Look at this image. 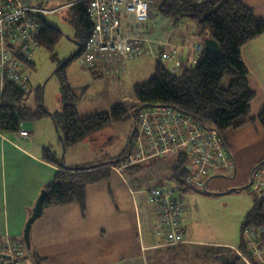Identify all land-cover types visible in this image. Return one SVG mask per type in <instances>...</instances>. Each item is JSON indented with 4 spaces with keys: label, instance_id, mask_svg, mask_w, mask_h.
Segmentation results:
<instances>
[{
    "label": "trees",
    "instance_id": "trees-1",
    "mask_svg": "<svg viewBox=\"0 0 264 264\" xmlns=\"http://www.w3.org/2000/svg\"><path fill=\"white\" fill-rule=\"evenodd\" d=\"M85 5L86 3L83 2L74 4L71 8L74 22H76V38L80 45L74 56L79 57L89 45L93 34L92 22L88 17ZM160 6L159 13L163 17L174 22L192 18L199 28L208 29L212 37L218 40L220 51L211 53L204 49L195 65L185 66L179 73H175L174 69H170L159 57L156 60L153 77L145 83H137L134 86L137 104L128 107L124 102L118 103L110 110L101 111L86 118L79 114L78 102L81 96L73 90L68 80L66 66L70 60H66L55 71L62 83L63 109L51 112L43 105L25 106L22 102L28 96V87L7 83L4 96L0 99V131L5 134H16L19 133L25 122L41 120L46 115H51L62 134L66 149L68 146L77 145L89 138L93 139V135L97 131L109 126L112 122L131 120L133 130L130 147L132 149L138 111L141 108L157 105H171L204 122L206 121L218 129L229 148V143L226 141L228 129L240 128V126L257 119L264 126V110L257 116L252 113L251 102L256 95L249 84L250 72L243 61L241 49L248 41L258 38L264 33V19L255 13L254 8L242 0H163ZM42 23L39 46L53 48L62 38V30L48 23L45 17H43ZM27 65L33 66V60H29ZM130 150L117 158H105L102 162L79 167L65 166V169L57 172L51 182L45 184L43 190L46 189L47 194L43 208L81 203L86 209L88 187L91 184L110 179L114 172V166L120 165ZM166 155L170 157L167 168L171 170V178L179 182L187 181L189 170L185 167L188 162L185 153ZM162 157L160 156V158ZM44 158L49 162L64 165L57 157L56 152L49 147L44 148ZM144 163L146 162L126 168L125 173L128 170L140 171ZM263 166L264 160L255 166L253 172L255 173L258 168ZM210 179L212 177L207 178L206 187L207 181ZM254 181L245 187L250 189ZM252 228L264 229V197L258 195H255V204L248 211L243 222V237L240 245L233 247L211 244L203 246L208 248L205 257L219 261L224 260V264H238L239 259H243L247 264H264V252L261 255L257 254L246 234V230ZM262 237L264 238V235ZM5 240L0 239V261L5 253L2 249ZM11 240L22 244L25 248L22 255L16 256L22 264H25L28 259L31 264L42 263L43 257L33 246L28 248L25 238L20 240L12 238ZM187 244L190 243L187 242ZM187 244L166 245L160 249L161 254L157 255L160 257L157 258V261L159 264H163L162 254L165 252L175 253L179 248H185ZM260 246L264 247V242ZM152 257L153 254L150 255L149 262ZM167 260V264H171L170 257Z\"/></svg>",
    "mask_w": 264,
    "mask_h": 264
},
{
    "label": "crops",
    "instance_id": "crops-1",
    "mask_svg": "<svg viewBox=\"0 0 264 264\" xmlns=\"http://www.w3.org/2000/svg\"><path fill=\"white\" fill-rule=\"evenodd\" d=\"M242 1L264 19V0ZM145 36L149 39L150 51L147 53L153 58H162L168 44L173 57L167 64L175 73L176 66L182 71L185 66L195 65L202 54L196 50V46L203 45L205 49L207 38H214L208 29L200 30L196 21L186 22L182 19L177 22L169 19L160 24L156 35L153 36L150 31L149 36ZM241 49L243 61L250 72L249 84L256 95L251 102L252 113L257 116L264 110V33L248 41ZM47 116H50L46 122L47 132L52 139L43 136L45 131L41 127L44 122L37 123L38 120L23 124V127L30 129L28 136L21 135L20 131L16 134L0 131L2 240L7 237L17 240L24 238L27 220L39 195L59 170L65 169V166L88 165V162H82L85 161L82 158L76 160L75 156L70 157V162L67 161L68 150L60 147L52 150L54 139L58 137L63 142V138L53 116ZM226 141L234 154L233 174L210 179L212 184L222 183L227 187L239 188L253 182L255 173L262 167L255 173L253 170L264 160V126L261 121L257 119L240 128L228 129ZM46 147L56 152L58 158L65 153L61 159L64 165L46 160ZM113 171L110 179L88 187L86 209L81 203L43 208V214L35 220L31 231V244L43 257L41 264H151L150 255L161 254L160 249L167 244L160 230L159 219L145 204L142 195L139 194L136 201L132 193L134 189L145 186L130 182L126 173ZM250 190L257 195L252 187ZM187 208L185 203V210ZM186 220L187 214L184 224L192 240L189 243L219 245L215 241L196 237ZM25 264H31V261L28 259Z\"/></svg>",
    "mask_w": 264,
    "mask_h": 264
},
{
    "label": "built area",
    "instance_id": "built-area-1",
    "mask_svg": "<svg viewBox=\"0 0 264 264\" xmlns=\"http://www.w3.org/2000/svg\"><path fill=\"white\" fill-rule=\"evenodd\" d=\"M85 2L92 22V37L80 59L83 63L98 67L116 79L127 70L133 58L149 52V39L132 27V18L142 23L153 16L155 0H72L69 5ZM49 13L40 0H0V99L7 83L29 86L25 74L27 63L39 48L42 19ZM132 17V18H131ZM146 24V23H145ZM199 53L203 45L196 47ZM173 53L166 44L162 59L171 60ZM136 117L132 149L114 170L125 174V169L166 154L188 158L186 180L206 187L207 178L226 174L234 167V155L217 128L174 106L157 105L141 108ZM30 129L22 127L20 134L28 136ZM252 188L264 197V166L254 175ZM137 201L140 194L151 212L158 217L165 244L191 242L185 226L183 192L164 181L148 188L132 191ZM263 230L247 229L246 234L254 251L261 255L264 247ZM4 254L0 264H22L16 257L25 248L7 237L2 244Z\"/></svg>",
    "mask_w": 264,
    "mask_h": 264
},
{
    "label": "rangeland",
    "instance_id": "rangeland-1",
    "mask_svg": "<svg viewBox=\"0 0 264 264\" xmlns=\"http://www.w3.org/2000/svg\"><path fill=\"white\" fill-rule=\"evenodd\" d=\"M40 1H43L49 11L45 14V19L48 23L62 30L63 36L53 48L48 49L45 46H39L35 50L32 56L34 65H28L25 68V74L29 78V86L28 96L22 104L28 107L43 105L51 112L61 111L64 107L61 92L62 83L55 71L66 60H70L66 66L68 80L73 90L81 96L78 102V111L82 117L86 118L101 111L110 110L122 102L128 107L137 104L134 86L137 83H145L153 77L157 59L153 58L150 53H144L142 56L133 58L126 65L127 70L121 79H116L111 74L108 75L100 65L91 67L83 63L79 56H74L80 45L76 38V22L73 19L72 5H69V0ZM162 2L163 0H155L152 5L153 16L146 22L139 23L131 17L133 29L142 35L149 36L150 31L153 36L156 35L160 29V24L169 20L159 13ZM182 20L194 21L192 18ZM165 64L169 65L166 62ZM175 69H177V73L181 70L177 66ZM49 118L50 116L44 117L37 123L44 122L41 127L42 131H45L43 136L52 139L47 132L46 122L50 120ZM132 130L131 120L112 122L109 126L97 131L93 135V139L89 138V140L82 141L77 145L68 146L66 149L58 137L53 138L55 141L52 150L55 151L57 147L63 148L64 151L68 150L66 158L69 162L70 157L73 156L77 157L76 160L82 158L85 160L82 162H88L86 164L102 162L105 158H117L131 149ZM64 155L65 153L61 155L60 160ZM169 163L170 157L167 155L157 160H148L141 166L140 171L128 170L126 172L128 180L137 186H145L144 188H148L152 184H161L164 181L170 185L173 184L183 192L182 201L188 205L187 210H185V214H187L186 223L192 228L196 237L209 242L215 241L219 245L230 247L240 245L243 237V222L248 211L255 204V194L245 187L248 184L238 189L232 186L227 187L222 183L214 185L211 180L207 181L206 188L188 181L179 182L171 178V170L167 168ZM232 171L233 168L227 171L226 175L230 176ZM226 175L214 176L212 180ZM207 251L208 248L190 243L185 248H179L175 253L162 254L161 258L163 264L168 263L169 257L171 264H224V260L206 258ZM157 258L160 257L153 255L150 262L159 264ZM238 264L247 263L243 259H239Z\"/></svg>",
    "mask_w": 264,
    "mask_h": 264
},
{
    "label": "water",
    "instance_id": "water-1",
    "mask_svg": "<svg viewBox=\"0 0 264 264\" xmlns=\"http://www.w3.org/2000/svg\"><path fill=\"white\" fill-rule=\"evenodd\" d=\"M219 42L217 39L213 38H207L206 43H205V50L209 51L211 53H218L220 50ZM47 194L46 189L41 192L39 195L38 200L36 201L34 207H33V212L32 215L28 218V222L25 226L24 229V238H25V243L28 245V248H31V231L33 228V225L35 224V220L39 218L43 214V203L45 200V196ZM4 257L11 258L9 255L4 254Z\"/></svg>",
    "mask_w": 264,
    "mask_h": 264
}]
</instances>
